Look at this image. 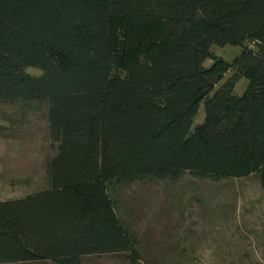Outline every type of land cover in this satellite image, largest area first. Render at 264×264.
Wrapping results in <instances>:
<instances>
[{"label": "trees", "instance_id": "1", "mask_svg": "<svg viewBox=\"0 0 264 264\" xmlns=\"http://www.w3.org/2000/svg\"><path fill=\"white\" fill-rule=\"evenodd\" d=\"M212 44L242 50L228 63ZM17 102L45 105L56 153L45 189L0 201V264H136L108 183L258 174L264 189V0H0V105Z\"/></svg>", "mask_w": 264, "mask_h": 264}, {"label": "rangeland", "instance_id": "2", "mask_svg": "<svg viewBox=\"0 0 264 264\" xmlns=\"http://www.w3.org/2000/svg\"><path fill=\"white\" fill-rule=\"evenodd\" d=\"M241 50V45L210 47L212 54L228 63ZM210 63L205 61L206 66ZM25 71L41 74L35 67ZM246 86L247 78L242 76L235 93L242 95ZM1 111H24L27 122L8 130L7 135L13 132L17 142L8 138L0 142V199L25 197V193L45 189L46 162L56 153L44 124L45 105L17 102L0 105ZM203 119L201 105L192 127ZM18 145L21 149H15ZM258 179V174L212 180L184 173L177 181L145 178L130 184L110 182L106 190L117 218L134 239L136 264H264V189ZM81 264L132 262L124 253L87 256Z\"/></svg>", "mask_w": 264, "mask_h": 264}, {"label": "crops", "instance_id": "3", "mask_svg": "<svg viewBox=\"0 0 264 264\" xmlns=\"http://www.w3.org/2000/svg\"><path fill=\"white\" fill-rule=\"evenodd\" d=\"M7 113H10V114H7ZM26 116H27V114L24 111H20V112L1 111L0 112V142L6 138H8L10 140H14L15 138L12 137L13 132L10 131V135H7V132L9 129L20 128V126H23V124L27 122V120L25 119ZM3 117L5 119H3ZM44 124H47L46 119H45ZM18 140H21V139H18ZM13 142H17L16 139ZM15 147H16L15 149H21L20 145H18V147L17 146H15ZM15 155H16V153H14L13 157H15ZM1 157H3V156H1V154H0V158ZM30 185L33 186L34 184H30ZM33 192L34 191H31V192L25 193L24 195H29ZM0 201H1V199H0Z\"/></svg>", "mask_w": 264, "mask_h": 264}]
</instances>
